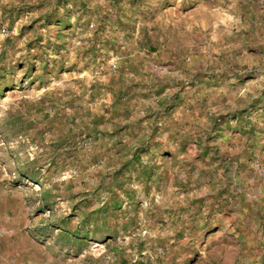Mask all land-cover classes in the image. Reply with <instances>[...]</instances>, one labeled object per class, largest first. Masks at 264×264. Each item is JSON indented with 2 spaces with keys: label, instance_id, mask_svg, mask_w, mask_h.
<instances>
[{
  "label": "rangeland",
  "instance_id": "374dc122",
  "mask_svg": "<svg viewBox=\"0 0 264 264\" xmlns=\"http://www.w3.org/2000/svg\"><path fill=\"white\" fill-rule=\"evenodd\" d=\"M0 264H264V0H0Z\"/></svg>",
  "mask_w": 264,
  "mask_h": 264
}]
</instances>
